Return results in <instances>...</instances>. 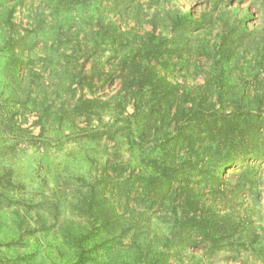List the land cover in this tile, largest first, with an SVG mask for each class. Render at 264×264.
<instances>
[{"label": "rangeland", "instance_id": "obj_1", "mask_svg": "<svg viewBox=\"0 0 264 264\" xmlns=\"http://www.w3.org/2000/svg\"><path fill=\"white\" fill-rule=\"evenodd\" d=\"M0 264H264V0H0Z\"/></svg>", "mask_w": 264, "mask_h": 264}, {"label": "trees", "instance_id": "obj_2", "mask_svg": "<svg viewBox=\"0 0 264 264\" xmlns=\"http://www.w3.org/2000/svg\"><path fill=\"white\" fill-rule=\"evenodd\" d=\"M220 145H221V149H224L225 148V141H224V139H222L220 141Z\"/></svg>", "mask_w": 264, "mask_h": 264}]
</instances>
